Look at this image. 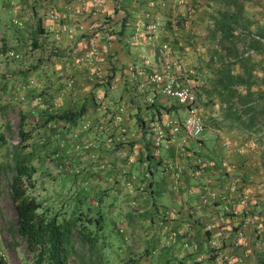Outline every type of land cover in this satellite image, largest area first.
<instances>
[{"label": "crops", "instance_id": "1", "mask_svg": "<svg viewBox=\"0 0 264 264\" xmlns=\"http://www.w3.org/2000/svg\"><path fill=\"white\" fill-rule=\"evenodd\" d=\"M31 1L26 13L28 18L23 15V10L17 18L33 26L34 52L47 51L31 60L27 70L22 72L23 75L34 74L32 88L35 93L41 91L40 95L53 112L83 106L77 124L64 128L66 130L81 127L88 121L90 126L81 131L83 137L103 141L110 134L107 130H98V123L103 120L109 125L119 114L121 121L114 132L120 125H125L131 138L128 144L100 150L95 156L83 150L81 155L74 156L73 161L85 171L80 182L88 183L91 186L88 193L100 198L101 203L108 195L105 187L119 186L127 190L125 179L131 173L135 176L134 191H127L121 197L131 207L117 213L124 222V227L119 229L122 239L119 250L130 253L124 259L114 258L111 263L225 264V256L229 252L242 249L234 245V238L235 228L244 221V217H250L249 225L255 222L261 230L263 227L258 215L247 212L250 209L249 198H252L249 193L253 189L241 186L240 179L247 178L243 170L249 161H254L258 151L255 144L264 142V136L247 134L248 130L239 126L230 113L228 104L231 101L222 97L224 90L216 81L221 73L218 57L232 61L231 72L236 73L241 67L233 61L241 55L239 48L230 49L226 40H222L224 44L212 42L208 30L214 26L212 22H216L214 19L218 13L227 8L236 9L235 3L232 0H184L177 5L173 0H156V5L150 6L148 0H108L107 11L103 13L98 9L97 0ZM235 2L239 3L237 7L242 9L244 18L260 20L256 8L247 4L249 0ZM146 12L150 16H146ZM155 18L162 26L156 36L148 30L149 21ZM107 31L112 33L111 39L107 37ZM166 39L178 53H193V59L195 57V77L200 82L196 90L204 116V129L199 136L201 146L193 137L182 144L181 135H177L156 152L144 124L156 116L183 113V106L177 105L174 99L157 89L149 87L143 91L140 87L145 74L157 64L156 45ZM89 50L97 52L99 71L109 77L106 83L98 82L96 75L89 71L85 55ZM211 55L214 64H211ZM255 55L258 54L247 57L253 60ZM226 57L233 59L225 60ZM255 63L253 72L257 78L250 89L259 99V106L261 95H264V79L261 71L257 70L260 59ZM130 65L133 70H130ZM236 88L241 92L245 90L242 84H237ZM99 93L103 95L101 99L97 97ZM146 93L155 94L157 109L145 101ZM233 101L240 107L236 99ZM37 111L42 110L38 108ZM257 128L254 129L257 132L264 130V127ZM205 129H209L210 135H203ZM192 151L196 153L190 154ZM197 154L205 166L195 177L192 171L196 167ZM103 158L106 162L102 168L100 160ZM128 158H131L130 163ZM169 163L181 169L182 186L174 187L171 173L166 169ZM119 167H126L128 174L115 178ZM72 177L66 181L61 176L59 182L71 187ZM232 177L239 182L233 185ZM113 181L118 184L113 185ZM136 197L142 204L141 208L132 206L131 199ZM108 199L112 202L114 197ZM228 201L234 205V211L226 214L223 204ZM171 208L175 209L174 212H165ZM261 214L264 218V205ZM225 220L229 222L230 229L225 237L214 239V227ZM251 235L250 232L248 236ZM194 241L196 249L193 248ZM105 248L111 250L109 242L105 241ZM254 248L256 250V246ZM104 261H110L109 257H104ZM256 262L255 257L248 256L239 264Z\"/></svg>", "mask_w": 264, "mask_h": 264}, {"label": "trees", "instance_id": "2", "mask_svg": "<svg viewBox=\"0 0 264 264\" xmlns=\"http://www.w3.org/2000/svg\"><path fill=\"white\" fill-rule=\"evenodd\" d=\"M232 1L236 9L227 8L219 12L214 19L216 21L214 26L208 29L212 42L224 44L222 40H226L230 49H234V45L240 39L238 35L232 33V29L236 26H242L251 31L250 24L254 23L256 28L253 32L264 36V19L253 21V19L244 18L241 15L242 9L240 6L237 7L239 3ZM244 39H250L248 45L254 47L256 53L264 48V45L251 35L245 36ZM210 60L211 64H214L212 55ZM218 61L221 73L216 81L224 90L222 97L228 102L231 101L228 104L230 113L233 114L239 126L248 130L247 134L264 136V131L254 130L258 129L257 127L261 129L264 127V95L260 94L263 97L258 106L259 99H256L254 92L250 89L257 78L253 72L256 63L250 57H236L233 62H238L241 68L239 72L232 73V61H224L219 57ZM208 66L211 65L208 63ZM237 84L244 85L245 90L239 91L236 88ZM234 99L238 101L240 107L235 104ZM154 103L153 101L149 104L151 108L157 109ZM82 110L83 106L61 112L42 110L41 117H44V123L52 121L63 128H69L77 124ZM23 119L22 114L19 140L14 146L16 149L12 150L9 160L1 164L4 170L10 171L9 195L16 211V219L8 227L12 239L18 238L20 242L16 245H23L28 264H72L74 256H78L81 262L86 264H109L108 261H104V257L110 255L105 248L106 238L102 234L104 213L100 208V198L97 197L99 205L96 203L97 207L92 209L90 203L86 207L82 205L89 198H94L87 192L71 194L68 190L60 188V193L48 199H42L36 192L34 172L37 168L20 151L21 147L27 146L26 140L29 138V134L22 127ZM5 142V135L0 129V145ZM148 170L151 171L149 164ZM72 176V180L75 181L77 175L72 174ZM260 234L262 241L264 240V222ZM261 245L255 250L257 256L255 264H264V244ZM0 264H5L1 257Z\"/></svg>", "mask_w": 264, "mask_h": 264}, {"label": "rangeland", "instance_id": "3", "mask_svg": "<svg viewBox=\"0 0 264 264\" xmlns=\"http://www.w3.org/2000/svg\"><path fill=\"white\" fill-rule=\"evenodd\" d=\"M153 1L156 5L157 1ZM31 2V0H0V82H2V84H0V129L6 138L5 144L0 145V257L5 264H28L23 245H16L20 241L18 238L15 240L12 239L8 229L9 224H12L16 219V211L9 195L8 184L10 171L4 170L1 166L3 162L9 160L12 150L16 149L14 146L17 142H14V140L19 139V127L21 126L20 116L22 114L24 115L22 127L24 131L29 134V138L26 140L27 146L21 147L20 151L25 154L26 158L37 168L34 172V176L38 195L42 199H48V197L60 193V188L68 190L71 194L76 192L88 193L87 190L91 187L88 186V183L82 184L80 182L81 180L78 179L77 172L57 169L58 163L53 159L51 153L58 146V136L53 134L57 131H61V127L48 126L47 123L43 122L44 117H41L42 111H37L38 108H36L32 102V99L41 92L38 91V93H35L36 90L32 88L35 82V76L34 74H22L23 71H26L25 68L31 64V60L39 57V54H45L47 52L46 49L34 52L32 37L33 26L25 23V20L17 18L21 10H23V15L26 16ZM147 2H149V0ZM247 4L256 8L260 16H258V18L262 21L264 19V0H249ZM15 5L21 6L22 8ZM15 13H17V15H15ZM26 18L28 17L26 16ZM254 29L255 26L253 28L252 24H250V30L255 31ZM249 40L250 39H245L244 42L248 44ZM234 46V49L237 50V45L235 44ZM262 50L257 52L258 55L253 57V61L255 60V62H258L260 59V66L257 67V70L261 71L264 79V48H262ZM179 55L188 65L196 67V65L193 64V60L195 59V57L193 59V53L192 55L179 53ZM24 78H26V80H24ZM8 125H10V127H8ZM203 135H210L209 129H205ZM255 145H257L255 147L258 151L255 152L254 161L252 163L249 161L248 166L243 170V172L247 174V178L249 177V180H247V178L245 180L240 179V183L241 186L245 188L253 189V192L249 193L252 198H249L251 200L248 202L250 209H247V212L258 215V220L263 225L264 218L261 217V211L264 205V142ZM261 145L263 146L261 147ZM72 151L73 150L70 148V153ZM74 160V157H72V162ZM72 174L77 175V178L75 181H72L71 187L60 184L59 178L61 176L64 177L66 181H70L69 177L72 176ZM114 184L118 183L113 182V185ZM111 187L110 189L108 187L104 188L108 190V195H106V201H103L100 205L104 213L102 234L106 238V242H109L111 248L109 251L110 256H108L110 260L108 261L109 264H112L111 262L114 258L119 257L120 259H124L130 253L124 249L119 250V246L122 244L119 229L124 227V222L117 216V213H123L124 210L128 211L127 208L131 207V204L121 198L128 192L124 187L118 188V186L117 188H113L115 187L113 186V190ZM239 190H241V188ZM113 197L114 200L110 202L111 200L108 198ZM88 203L92 205V209L97 207L94 203V198H89L87 201H84L82 205L86 207ZM253 224H250V226L249 222L247 223L245 237L249 238L250 242L257 246L255 240H252ZM250 232L252 234L251 237L248 236ZM232 252L236 251H231V253ZM248 256L252 259L255 257L257 261L255 248L249 249V253L245 257ZM71 263L86 264L81 262L78 256H74V260Z\"/></svg>", "mask_w": 264, "mask_h": 264}, {"label": "built area", "instance_id": "4", "mask_svg": "<svg viewBox=\"0 0 264 264\" xmlns=\"http://www.w3.org/2000/svg\"><path fill=\"white\" fill-rule=\"evenodd\" d=\"M98 9L103 13H106V2L108 0H97ZM174 3L180 4L183 0H173ZM148 4L150 6L155 5L153 0H149ZM146 16H150L149 12H146ZM214 23L212 22V26ZM162 28L159 19H151L148 24V30L156 36V33ZM232 33L238 35L240 40L238 41L239 53L241 56H250L256 53V49L247 43L244 42V37L251 35L257 38L264 45V36H260L253 31H248L242 26H236L232 29ZM109 39L112 38V33L107 31L106 33ZM30 47V45H29ZM156 54H157V64L151 68L145 74V78L141 82V89L143 91L147 90L149 87L159 90V92L169 98L175 100L177 105L183 106V113L179 114L173 112L170 114H165L161 116H156L148 120L144 124L145 130L150 133V144L154 147L155 151L158 152L160 146L167 145L168 141L171 140L174 136L181 135L180 141L182 144L188 142L189 138H196L198 146L202 145V142L199 140L204 129V116L200 104L197 98V83L199 80L195 77L196 71L195 68L191 65H188L182 60L179 53L172 47V44L169 40H161L156 45ZM87 63L89 71L96 75L97 81L100 83H106L109 80L107 74L100 73V66L97 63V52L95 50H89L86 52ZM232 57H226L225 60H232ZM130 70H133V66L130 65ZM154 95L152 93H146L144 99L147 103H152L154 101ZM102 94L97 95L98 99L102 98ZM37 108L41 110L51 111L50 105L45 101L42 95L38 94L33 99ZM121 121L119 114L114 116L112 123L108 125L105 121L101 120L97 128L100 131H108V135L103 141H94L89 137H83L81 131L88 128L90 125L86 121L81 127L72 128L69 130L61 127V131L54 133L55 136H58V146L51 153V156L54 160L57 161V169L59 170H69L77 172L79 179H82V174L85 173L84 170H81L77 164L72 162V157L79 156L82 154V151L85 150L90 152L91 156H95L96 152H99L103 149H109L116 147L119 144H128L130 141V135L128 129L125 125H120L119 129L115 131L116 126ZM49 126H55L56 124L52 121L47 123ZM264 131V130H263ZM44 138V137H43ZM42 138V139H43ZM19 139H15L14 142H18ZM17 144V143H16ZM70 148H73V151L70 153ZM196 152L192 151L190 154H195ZM106 158L100 160V166L105 167ZM128 163L131 162V158H128ZM196 167L192 171L193 176L198 177L203 171L205 163L200 155H196L195 158ZM170 171L172 176V181L174 187L182 186L181 182V169L175 168L173 164L169 163L166 167ZM128 174V169L126 167L118 168L115 178L119 175ZM134 174H128V177L125 179V184L127 186V191L130 193L134 191ZM113 180V179H112ZM117 183L116 181H113ZM236 177L231 178V183H238ZM143 189V187H142ZM139 199H131L132 206L136 208H141L142 204L139 203ZM94 203H98L97 199H94ZM174 208L167 209L165 212L172 211ZM234 211V205L232 202L228 201L223 204V212L226 214L232 213ZM250 217H244L242 222L237 224L235 230L234 245L237 248H241L238 252L228 253L225 256V264H239L243 261L244 257L249 253V249L254 248V244L250 242L249 238L245 237V226L249 221ZM228 223L222 221L214 227V239H219L225 237L228 232ZM252 240H255L257 243L256 248H260L264 244V240L261 241L260 234V225L257 223L252 226ZM193 248H197V243L194 241Z\"/></svg>", "mask_w": 264, "mask_h": 264}]
</instances>
